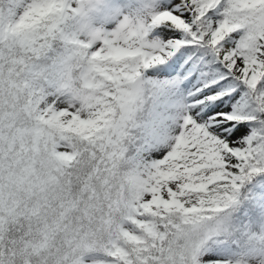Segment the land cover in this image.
Instances as JSON below:
<instances>
[{"label": "snow or ice", "instance_id": "obj_1", "mask_svg": "<svg viewBox=\"0 0 264 264\" xmlns=\"http://www.w3.org/2000/svg\"><path fill=\"white\" fill-rule=\"evenodd\" d=\"M0 264H264V0H0Z\"/></svg>", "mask_w": 264, "mask_h": 264}]
</instances>
